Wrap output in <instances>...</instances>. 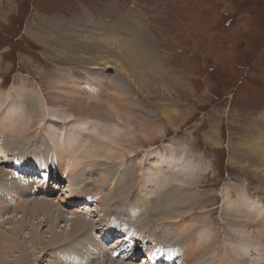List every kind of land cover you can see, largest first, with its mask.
Here are the masks:
<instances>
[{
    "label": "rangeland",
    "instance_id": "obj_1",
    "mask_svg": "<svg viewBox=\"0 0 264 264\" xmlns=\"http://www.w3.org/2000/svg\"><path fill=\"white\" fill-rule=\"evenodd\" d=\"M88 1L0 0V98L3 96L5 99L11 95L8 96L11 99L9 109L16 108L21 102L18 109L25 113L24 119L30 122L29 134H19L17 143L12 140L10 145H6L7 148L1 149L6 154L0 166L17 178L22 173L15 171L12 166L20 161L28 167V157L32 156L36 163L30 168L50 173L52 188L57 186L60 177H64L61 168L65 167L66 162L54 154L53 147L58 150L61 140H54L53 143L49 141V131L57 129V136H62L66 128L71 129L78 124L80 119L74 118L90 119L92 124L87 126L92 130L86 133L89 137H81L77 141L79 144L89 141L86 145L88 147L93 140H96L94 143L99 141L97 134L106 127L123 126L120 135L129 134V137L137 139L136 143L144 142V147L136 149L135 153L132 151L133 154H130L132 148L128 146L125 150L116 149L110 155L124 157L119 160L106 157L85 166L90 182L95 184H99L98 174L104 171L105 175L116 172L114 177L120 174L132 175L133 182L125 181L123 186L128 187L129 194L126 197L128 195V201L134 202V205H130V208L120 201H113L107 206L102 203L93 215L120 208L123 204L132 226H137L134 221L140 218L139 213L141 222L146 219L144 230L147 233L151 227L162 225L165 229L161 231L171 239L166 245L172 253L173 261L176 254H179L175 264H238L230 260L233 255H244L246 264H264V237L260 240L256 236L260 221L245 230L241 226H232L224 213L227 208L237 212L238 207L243 206L238 196L240 186L262 190L260 199L264 203V180L254 174L252 169L246 170V165H238L230 160L232 149L239 147L240 151L254 155L247 149L251 147L242 142L253 141L264 128V0H105L106 6L102 0L103 13L93 16L89 10L92 13L97 11L92 9L89 5L92 2ZM90 20L108 28H116L115 35H99L90 31L89 34L80 33L75 36L65 32L69 26H84ZM52 46L55 49H51ZM96 47L101 50H96ZM74 57L77 58L73 60ZM67 73L77 81L88 76L108 82L109 86H103L98 92V95L104 96L100 116L95 113L96 105L85 100L87 97L66 91L74 86L55 85L54 79L64 77ZM127 78L132 80L131 84ZM81 87L86 88L85 84ZM14 90L22 94H10L16 93ZM56 92L66 94L73 103L79 102L77 110L60 106L58 109ZM112 97L122 98L117 104L125 106L120 121L114 115L110 118L107 116L108 102L112 101L107 98ZM126 107H129L130 112ZM71 112L73 116L65 122L62 119L55 122L59 118L46 117L54 113L64 119ZM83 114L87 116L81 117ZM127 122L135 125L131 132ZM146 135L150 136V140ZM57 142L59 145H56ZM25 144L27 149L24 148ZM151 149L160 153H166L169 149L172 154H183L184 158L193 159L196 166L203 169L189 177L191 182L186 179L187 182L179 184V179L171 178L162 184L163 187L155 189L156 195H149L147 191L151 189L142 180L141 166L145 163L147 150L152 154ZM255 149L264 155V142ZM80 151L75 153L73 150L67 156L77 159L83 154ZM153 157L149 156L151 160ZM82 174L73 177L75 181H81ZM116 182L114 178L112 183ZM66 190L70 189L65 187L61 193L53 194H59L66 200ZM226 192L231 193L228 199L225 197ZM103 193H99L102 194L99 198L90 194L94 205L98 204L97 201L108 200L107 192ZM251 197L254 201L258 199V194ZM226 199L230 202L228 206ZM45 200L42 197L38 201L39 205ZM138 203L147 208V214L140 207L139 213L134 211ZM39 205L31 204V211L22 220L37 222L44 218L43 215L50 217L49 225L39 227L44 235L47 233L46 236L50 234V228L55 232L62 230L68 222L66 212L81 210L80 206H67L64 209L61 206V214L64 215L61 218L56 209L42 214L38 210ZM35 207L37 210L32 211ZM13 213L14 216L23 217L18 208L13 209ZM108 219L122 223L121 217ZM177 223L184 227V234L194 233L197 236L199 233L197 239L201 244L209 236L213 247L210 244L207 248L201 245L196 250L191 249L196 241L181 235L176 228ZM5 226L6 230L14 224L7 223ZM93 228L91 226V230ZM142 231L134 237L135 243L125 250L126 256L132 250L140 253L132 261L126 259L127 263L141 264V260L150 258L148 251L154 248L150 243L151 237L157 240L158 232L155 231L156 236H152L154 232L143 234ZM233 233L238 234V241L233 239ZM158 238L164 240V237ZM45 243L44 240L41 246ZM29 246L25 252L31 253V258L36 259L39 256L36 249ZM183 252L190 255L187 262L180 255ZM47 255L44 258L48 259ZM120 255L121 252H117L115 259Z\"/></svg>",
    "mask_w": 264,
    "mask_h": 264
},
{
    "label": "bare ground",
    "instance_id": "obj_2",
    "mask_svg": "<svg viewBox=\"0 0 264 264\" xmlns=\"http://www.w3.org/2000/svg\"><path fill=\"white\" fill-rule=\"evenodd\" d=\"M90 31L91 32L95 31L99 35L111 34V36L113 37L116 33V28H108L105 27L103 24L90 20L89 23L84 26L73 25V26H69V29L66 28L65 30L67 34H73L75 36L80 35V33H88ZM78 40L79 39L75 41L78 42ZM80 47L84 48L83 46ZM92 47L94 49V46ZM50 48L55 49L54 46ZM58 49L59 48H57V50ZM97 49L101 50L100 48L96 47V50ZM76 58L77 57H74L72 59L75 60ZM108 66L109 65H107L106 68H108ZM70 75H71L70 73L69 74L67 73L64 74V77H59L57 80L54 79L55 85L60 87L68 86V85L74 86L71 89L73 91L71 90H66V91L70 93H76V95L82 94L85 97H87L86 99L85 98L83 99L87 100L89 103L95 104L96 106H94V110L96 108L98 109V110L96 109L95 113L99 114L100 116L99 111L104 106L102 105L103 104L102 99H104V96L98 95V92L101 90V88H103V86L105 85L109 86L107 84L108 82L105 81L104 83V81H100L95 78H90L88 76L82 78L81 81H77L75 77H72ZM93 79L95 80L94 82ZM127 81L130 84L132 83L131 82L132 80L129 78H127ZM78 84L81 85L79 86ZM84 84L86 88L81 87ZM10 94H22V93L10 92ZM55 94L57 96L56 99H58L56 103L58 109L59 106L62 108L67 107L70 110L71 109L77 110V108L79 107V102L73 103V101H69V99L67 98L69 96H66V94L62 92H56ZM95 95L98 96L96 97ZM8 96L11 95H7L5 99L3 98V96L2 98H0V104L3 101H5L6 103V106L5 103L0 105V125H2L1 127L2 130L0 132V161H2V159L5 158V156L3 155L6 154V153H2L1 149L7 148L8 146L6 147V145L8 144L10 145V142L12 140H14L17 143L18 141L16 139L18 136L20 137L19 134L21 133L29 134L30 131L28 129L30 122H28L27 119H24L25 113L23 111L20 112V110L18 109L21 106V102L18 106H16V108L9 109V106L11 105V99ZM100 96L101 98H99ZM71 97L73 98V96ZM94 99H96L97 102H93ZM107 99L112 100L111 102H108L110 103V105H108V107L106 106L108 108V111L106 110L108 112L107 113L108 118L114 115L120 121L122 119L121 111L123 108H125V106H122L121 104L119 105L117 104V102L118 101L121 102L122 98L119 97L118 99L112 97ZM51 104L54 105V103ZM4 106L5 108L2 110ZM87 108L89 109V107ZM126 109L129 111V107H126ZM71 115L73 116L72 112L71 114L70 113L66 114L67 117L64 119L61 118L60 114L56 115L54 113L51 115H47L46 117L52 116L54 117V119L59 118L58 120H55L56 122L59 121L60 119H62L63 121L69 120L71 119ZM86 116H87L86 114L81 115V117H86ZM74 119L76 120L80 119L79 121H77L78 124L72 127L71 129L66 128L64 130L65 133H63L62 136H57L58 135L57 129L49 131V137H50L49 141L53 143L54 140L55 141L61 140L60 142L61 146L60 147L57 146L59 147L57 148L58 150H56V148L53 147L55 151L54 154H56L58 157H61L63 159V160L61 159L62 162L63 161L66 162L65 167L61 168L62 171L61 173L64 175V177H60L58 179L57 186L55 185L52 186V188H50L51 183L53 184V182H51L50 173L47 172L44 173V171L40 169L33 170L30 168L31 166H33L34 163H36L33 162L32 156L28 157L30 166L25 167V165L22 164L20 161H16L17 163L15 164V166H12L15 169V171L22 173V175L17 178L16 176L12 175L10 171L4 170L5 168L0 166V264H43V262H46L48 264L49 263L51 264H88V263L130 264L127 263L126 261L127 260L132 261V259L137 258L140 251H135V250L129 251V255L126 256L125 250L130 248L133 245V243H135L134 237L138 236L139 235L138 232L141 230H143L142 231L143 234L154 232L153 234L151 233L152 236L154 235L156 236L155 231H157L158 236L164 237V240L159 239L158 236H157V240L151 237L152 239L150 243L153 244L154 248L148 251V255L150 258L141 260L142 261L141 264H175L177 257H179V254H176L174 258L175 261L174 262L173 259L171 258L172 253L169 252V247L166 245L167 243H170L171 239L163 231H161L164 230L165 228L159 224L160 226H158V228L151 227L148 233L146 230H144L146 226L145 224L146 219H144V221L141 222V214L139 213L140 209L138 207L142 208L145 211L144 214H147L148 212L146 207L145 208L142 207L139 203H138L139 206L134 207V211L138 212L140 216V218H137L134 221L135 222L134 225L137 224V226H135L136 228L131 225L128 219L129 217L126 212V209L124 210L123 208L124 207L123 204H126L125 205L126 207L127 205L130 207V205H134V202L128 201V195L126 197V194H129L128 193L129 189L128 187L125 188L123 184L125 183V181L128 180L130 181L129 183H132L133 176L132 175L125 176L120 174L114 177L116 172L115 173L106 172L107 174H110V176L109 175L106 176L107 174L105 175V171H104L98 174L99 184H95L90 182V175L88 173V169L85 166L87 163L91 164V161L96 162L98 160H104L106 157H108L109 160H119L120 158L124 157V155L117 156L114 154L110 155V153H112L116 149L120 151L123 148L125 150L127 148L126 146H128L132 148V150H130V154L131 153L133 154V152L136 151V149L138 150L142 149L145 143L144 142L136 143L135 141L137 139L135 137L134 138L129 137V134L126 133L125 134L123 133L124 135L121 136L120 134L122 132L123 126H120L121 127L120 129V127H118L117 125H115V128L112 125L113 127L108 126L104 130H102L99 134H97L99 141L94 143V141L96 140H93L90 143V145L86 147L89 141H83L85 143L82 142L80 144L77 141L81 137L82 138L89 137V135H87L86 133L92 130L91 128L90 129L88 128L89 126H87L89 123H91L89 122L90 119H85V118H74ZM126 120L128 121V119ZM32 121L34 122V120ZM127 124H129L128 130L131 132L132 130L131 128H133L132 126L135 127V125L134 123H130V122H127ZM145 137L150 140L149 138L150 136L146 135ZM261 142L262 143L264 142V128L257 133L253 141L242 142L243 145L250 146L251 148H247V149H250L251 152L254 153V155L256 156L252 155L249 152L240 151L239 150L240 147H239V149L236 148L232 149L230 153V160L238 165H246V170L252 169L254 174H256L257 176L261 177L264 180V155L258 153L255 149V147H257ZM50 145L52 144L50 143ZM56 145H59V143ZM16 146L21 147L19 144H16ZM133 146L135 147L133 148ZM24 148L27 149L26 144ZM164 148L166 149V147ZM31 149L32 148H29V150ZM73 150L76 151L75 153H80L81 152L80 150H82L83 151L82 156L77 159H72V156H67L69 152ZM168 150L166 151V153H164L165 151L161 152L163 153L161 154L160 152H155L154 150L151 149L152 154L150 153L149 150H147V155H144L145 163L141 166L142 167L141 171L143 174L142 180L151 189V191H147V194L149 195L151 194L156 195L155 189H159L163 187L162 184H166V182H169L171 178L179 179L180 181L179 184H184L185 182H187L186 179L188 180L189 177L193 176L195 172H198V170L201 171L203 169V168L199 169L196 166V164L193 162V159L187 157L184 158L183 154H179V153H178L179 155L172 154ZM4 151H6V149ZM150 155L152 156L154 155L153 160L149 158ZM30 158H32V160ZM6 162L11 163V161H7V160ZM84 171H86L85 174ZM82 172L83 174L81 176V181H75L73 177H76ZM175 173L177 175H175ZM111 178L113 179L109 181V179ZM114 178L117 180V182L114 183L115 185L112 183ZM188 181L191 182L190 179ZM110 184L112 185L110 186ZM82 185H85V187H82ZM65 187L70 189L65 191L67 201L63 200L62 196L59 194H57L58 196L54 195L57 192L61 193V189H64ZM55 188H58L59 190ZM87 189H91L93 192L87 191L86 193ZM101 192L104 193L107 192L106 194V197L108 198L107 201L101 202L96 200V198H99L100 195L102 197V194H99ZM230 192L225 193L226 198L231 197L232 192L231 193ZM90 194H93L96 197L95 200L97 201L98 204L94 205L92 203L91 201L92 197L90 196ZM97 194L99 195L97 196ZM255 194H258V199H255L253 201L252 200L253 198L251 196ZM262 194H263L262 190L261 191L256 190L254 187H252L251 189L250 188L246 189L245 187L242 188L240 186L238 190V196L240 197L239 201L242 202L243 206H239L237 212H233L230 208H227L224 211V213L229 219L228 221H231L230 224L232 226H241L245 230H249L253 223H257L258 221H260L261 223L260 229L258 228L256 230V236H258V239L260 240H262V238L264 237V203L260 199V195ZM52 195L54 196L52 197ZM42 197L47 199V201L45 200L46 202L44 201L43 203L40 202L39 205L38 201ZM227 199L226 202L228 204L226 205L228 206L230 205V202ZM113 201L123 202V204H121V206L122 205L123 206L122 207L120 206V208L105 210L101 213H97L98 218H97V214L95 215L92 214L94 213V211L98 210L99 206L102 203H104L107 206ZM31 204H34V206L39 205L38 210H41L42 214L43 212H53L56 209L57 214L60 213L59 217L61 218H64V215L61 214L62 212L61 206L63 207V209L64 207L66 208L67 206L69 207L80 206L82 211L80 209L75 210L72 213L65 211L69 216L67 224L64 225L62 230L59 231L56 230V232L54 231V229L50 228V234L46 236L47 233L46 235H44V232L41 231V229L49 225L48 223L50 222V217H45L46 215H43L44 218L37 222L22 220L23 218L27 217L28 213L31 211L29 210ZM16 208H18V212L21 211L23 213V217H19L18 215L14 216L13 209ZM36 210H37L36 207L35 209L32 208V211H36ZM242 214L244 216H242ZM115 217H121L122 223L118 224L116 221L114 220L110 221V219H108ZM146 217H147V222L149 223L148 221L149 216L147 215ZM243 217H245V220L243 219ZM86 220L87 221L91 220V222H87ZM163 221L168 222L167 220H163ZM190 221L192 222V220ZM151 222L154 221L151 219ZM7 223H13L14 224V226H12L13 228L7 227L5 230L6 227L5 224ZM40 226L43 227L39 229ZM91 226H94L92 230H91ZM66 227L68 228L65 229ZM176 228L181 235H185L186 238H191L196 241V243L193 244V247L191 249L195 248L196 250L200 248L201 245H204L205 248L210 246V244L212 245L211 241H209V236H206L205 238L206 240L201 244L200 240L197 239L199 233H197V236L193 235L194 233H191L192 235L184 234L183 233L184 227L181 224L179 225V223L176 224ZM187 231H190V229ZM187 231H185V233H187ZM232 235H233V239L238 241L239 239L238 234L233 233ZM46 238H49L48 242L46 241ZM44 240L46 243L44 246H41V244L43 245ZM143 242H145V240H143ZM158 244H161L163 248L160 247L161 245ZM29 245H31V247H33L34 250L36 249L37 256L38 255L40 256L42 254L40 256L39 261L37 260L39 256L36 259H32L31 253L25 252L28 249L27 247H30ZM211 247H213V245ZM177 248H180V246H178ZM249 248L250 247H248V249ZM117 252H121L122 255H120V257L116 260L115 256L117 255ZM184 252L180 255L183 256V261L187 262L188 257L190 255L184 254ZM45 255H47L49 258L48 259L44 258ZM41 258H44L45 260ZM230 260H233L238 264H246L244 255L238 257H235L233 255V258H230ZM214 264L217 263L215 262ZM221 264H229V263L224 262Z\"/></svg>",
    "mask_w": 264,
    "mask_h": 264
},
{
    "label": "crops",
    "instance_id": "obj_3",
    "mask_svg": "<svg viewBox=\"0 0 264 264\" xmlns=\"http://www.w3.org/2000/svg\"><path fill=\"white\" fill-rule=\"evenodd\" d=\"M90 2H92L91 4H89L91 7H92V9H94V10H96L97 12H93L92 13V11L91 10H89V13L93 16V15H101V13H103V10H102V4H101V2H102V0H99V3H97L98 2V0H96V1H93V0H89ZM88 1V2H89ZM105 0H103V5H107L105 2H104ZM98 5H99V7H98Z\"/></svg>",
    "mask_w": 264,
    "mask_h": 264
},
{
    "label": "trees",
    "instance_id": "obj_4",
    "mask_svg": "<svg viewBox=\"0 0 264 264\" xmlns=\"http://www.w3.org/2000/svg\"><path fill=\"white\" fill-rule=\"evenodd\" d=\"M238 68H240V67H238Z\"/></svg>",
    "mask_w": 264,
    "mask_h": 264
}]
</instances>
